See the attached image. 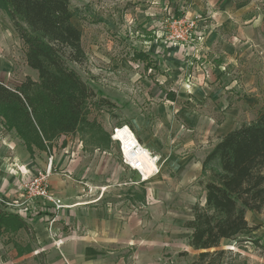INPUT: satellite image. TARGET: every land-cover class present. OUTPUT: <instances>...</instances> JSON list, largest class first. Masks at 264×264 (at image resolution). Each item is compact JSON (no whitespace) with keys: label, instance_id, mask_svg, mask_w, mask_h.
<instances>
[{"label":"rangeland","instance_id":"rangeland-1","mask_svg":"<svg viewBox=\"0 0 264 264\" xmlns=\"http://www.w3.org/2000/svg\"><path fill=\"white\" fill-rule=\"evenodd\" d=\"M229 5L241 18L246 6L245 14H250L252 23H240L238 27L248 31L246 39L233 38V33L239 30L232 27V19L226 12L228 8L224 11L223 7ZM71 6L75 14L73 22L82 31L87 54L85 63L74 67L93 87L98 98H106L113 104L100 107L95 103L97 98L90 101L89 119L98 122L109 139L99 143L89 134L62 135L46 150L36 149L31 156L17 133L0 123V199L3 200L0 208H12L30 221L51 216V207L40 203L32 204L25 212L28 204H22L25 199L21 188L25 179L48 167L51 156L67 155L63 147L68 145L73 148L82 144L87 155L96 148L105 149L103 166L107 182L115 178L128 180L132 172L123 163L117 142L112 139L115 127L128 125L143 145L150 141L171 158L169 161V157L161 158L152 152L158 157L160 172L148 184L139 185L135 197L123 199L122 206L127 213L136 211L139 227L156 238V242L147 247V251L155 255L154 264H191L200 251L189 246L190 230L184 224L192 218L193 204L197 200L205 201V191L198 184L203 171L199 173L195 167L203 163L222 136L254 121L264 112V76L260 74L253 82H242V74L232 71V62L215 56L223 47L242 46L246 42L252 56L251 68L264 70V0H72ZM151 6L155 8V19L148 20V25L142 24V13L147 16ZM137 8L143 11L131 14V10ZM137 14H141L142 20ZM115 16L125 19L126 26L121 30L113 25ZM182 16L197 21L195 40L173 44L167 38L168 20ZM182 58L186 60L184 64L175 66ZM221 59L223 75L217 76L211 72ZM195 72L199 75L192 77L195 82H175L185 75V79L194 76ZM200 76L205 81L210 79L209 82H197ZM27 77L39 80L38 72L26 62L25 46L7 12L0 7V81L14 89ZM228 78L237 80L229 89L225 85ZM248 84L256 89L250 91ZM169 94H174L175 100ZM221 97L225 103L218 101ZM227 106L234 111L225 112ZM132 121L138 127L137 132ZM57 172L62 171L53 169L50 180ZM193 172V179L185 183ZM127 188L124 186V190L118 188L115 192H127ZM6 202L13 205L8 206ZM247 219L258 229L236 240H223L218 248L225 250L222 264H264V209L249 211ZM39 225L49 239H57L46 221ZM63 232L67 237L70 230L64 226ZM32 233L36 241L34 228ZM33 236L21 231L14 240L25 244L33 240ZM0 239L6 240L5 236ZM140 246H131L127 254H122L127 264L129 256H142L144 249ZM1 250L0 261L5 264H48L45 258L42 261L33 256L19 258L12 244L6 247L12 252L6 259L1 257Z\"/></svg>","mask_w":264,"mask_h":264},{"label":"trees","instance_id":"trees-1","mask_svg":"<svg viewBox=\"0 0 264 264\" xmlns=\"http://www.w3.org/2000/svg\"><path fill=\"white\" fill-rule=\"evenodd\" d=\"M71 5L72 0H0L25 46L28 66L39 76L38 81L27 77L14 89L0 81V123L17 133L31 156L62 135L89 134L99 143L109 139L89 119L90 101L97 98L100 107L113 104L98 98L74 67L83 65L87 54ZM202 171L198 184L205 201L193 204L192 218L184 224L190 230L189 246L200 251L191 264H222L221 242L256 231L247 213L264 209V112L222 136ZM1 228L16 232L27 223L0 208Z\"/></svg>","mask_w":264,"mask_h":264},{"label":"crops","instance_id":"crops-1","mask_svg":"<svg viewBox=\"0 0 264 264\" xmlns=\"http://www.w3.org/2000/svg\"><path fill=\"white\" fill-rule=\"evenodd\" d=\"M231 7L229 5V7L226 6L223 8L224 11L228 8L229 12H226L232 19V27L239 30V32L235 31L233 33V38L243 37L246 39L248 31L245 28L238 27L240 23H252L250 14H245V6L243 8L244 16L241 18ZM223 8H219V10ZM153 9H155L154 6H151L146 12L147 16H145L144 12L142 13L143 20L141 14H137V16L140 15L142 24L148 25V20L153 21L155 19ZM140 11H143V9L137 8L136 10H131V14L134 12L135 14L137 12L140 13ZM125 23V19L121 16H115L113 20V25L117 26L120 30L121 27L126 26ZM222 49L224 50L218 53L216 52L217 55L215 57L225 58L228 62H232L234 69L232 71H238L242 74V82H253L254 79L257 80L259 78L260 74L264 76V70H260L261 67L256 68L254 71L251 68L252 56L246 42L242 46L235 44L234 46H226ZM147 53L151 54L152 52L147 51ZM222 59L217 61V67L211 73H216L217 76H221V69H224ZM185 61L182 58L174 65H183ZM176 75L177 77L179 76L178 74ZM192 75L194 76L190 75L189 77L191 78L187 77V79H185L186 75L181 80L177 78L175 82H195L192 77L198 78L199 75L196 72ZM225 76L226 74L223 77ZM199 79L197 82H209L210 80L205 81L206 79L201 78V76ZM211 82H220V80H212ZM236 84V78H228L225 82L226 88L228 89L234 87ZM248 87L250 91L256 89L251 84H248ZM200 91L203 92L205 90L201 89ZM228 99L226 96V100ZM226 100H224V97H221L218 101L225 103ZM226 108L225 112L227 113L234 111V108L230 106ZM135 125L136 123L132 121V126L137 132L138 127ZM175 128L178 129L176 125ZM116 146L117 150L120 151L118 143ZM145 147L149 151L157 154V156L160 155L161 158L169 157L168 159L170 161L171 156L167 155V152L157 150L150 141L146 143ZM63 151L64 153L68 152L67 155L61 156L55 154L51 156L52 169H57L62 172H57L58 175H53L50 184L53 193L62 199L65 207L56 211L52 204L38 200L34 205L37 203L49 205L51 207V216L36 217L31 221L25 219L12 208L5 210L9 213L20 215L27 223V228H20L16 232L4 231L3 228L0 229V236H5L6 238L4 241L0 239V249H3L1 250V257L6 259L12 253L6 250V247H10L12 244L15 254L19 258L33 256L40 258L41 261L42 258H45L48 264H127L126 257L122 254L125 252L127 254L130 251L129 249H132L130 248L131 246L141 245V250L142 248L144 249L142 256L140 257V253L138 257L129 256L128 264H154L155 255L147 251V247L156 242V238L154 235L153 238L150 237L146 229L139 227L135 219L138 215L136 211L130 210V213H127L122 206L123 199L130 200L131 197L136 196L138 194L136 193V188L139 185L143 186V184H148L150 180L140 181L138 174L131 170L132 174H130L131 176L128 180L122 181L115 178L107 182L108 178L105 174L106 168L103 166V160L106 154L105 149L96 148L94 152L87 155L85 148L81 144L80 146L75 145L73 148L71 145L65 146L63 147ZM88 157L90 158L87 159ZM201 169L202 163L197 164L195 170L200 173ZM193 177L194 172L192 176L187 177L185 183H189ZM124 186L128 187L127 190L130 192H115L118 188L124 190ZM167 197L171 196L167 195ZM31 205L25 207V212L29 210ZM37 218L38 220L35 221ZM42 221L47 222L48 228L52 232L54 231L53 236L57 237V239H49L47 237L46 232L39 225ZM64 226H67L70 230V233L66 235L67 237H65V233L63 232ZM33 228L36 231V241L32 233ZM21 231H24L29 236L31 234L33 240L30 239L25 244L14 240V236ZM157 241L160 240L157 239ZM3 263L0 261V264Z\"/></svg>","mask_w":264,"mask_h":264},{"label":"built area","instance_id":"built-area-1","mask_svg":"<svg viewBox=\"0 0 264 264\" xmlns=\"http://www.w3.org/2000/svg\"><path fill=\"white\" fill-rule=\"evenodd\" d=\"M168 29V39L173 44H184L190 41L195 40V36L197 33V21L188 17V16H182V17H173L168 20L167 24ZM128 125H124L121 127H115L114 131L112 133V139L116 141L120 145V151L123 158V163L126 167H128L130 170L135 171L140 181H149L153 176L158 174L160 172L159 170V161L158 157L153 155L151 151H149L137 138L138 145L134 147L135 151H137L139 148H145V150L149 151V153L153 156L156 164V169L153 173V175L145 176L144 174V166L145 162L143 159L136 156L135 152H132L130 155L126 153L125 146L122 143V140L120 138H116L119 131L126 128ZM132 130V129H131ZM133 131V130H132ZM134 136L135 133L133 132ZM144 152V151H143ZM52 162L48 165L47 168L44 170L39 171L36 173L33 177L24 180L22 184V193L24 196L25 201L22 202V204H34L38 200H43L49 204H52L56 211H59L60 209H63L65 207L63 201L61 198H58L51 189L50 184V176L52 174ZM3 202L2 199H0V205ZM8 206L13 205L9 202H6Z\"/></svg>","mask_w":264,"mask_h":264},{"label":"bare ground","instance_id":"bare-ground-1","mask_svg":"<svg viewBox=\"0 0 264 264\" xmlns=\"http://www.w3.org/2000/svg\"><path fill=\"white\" fill-rule=\"evenodd\" d=\"M116 138H120L122 143L125 146L126 153L130 155L132 152L136 153V156L143 159L145 162L144 166V174L145 176L153 175L156 164L153 156L149 153V151L145 150V148H139L135 151L134 147L138 145V140L136 136H134L133 131L129 126H126L125 129L118 132ZM144 151V152H143Z\"/></svg>","mask_w":264,"mask_h":264}]
</instances>
